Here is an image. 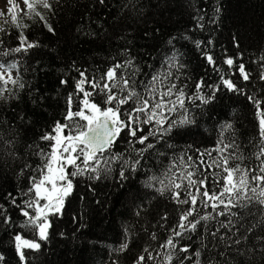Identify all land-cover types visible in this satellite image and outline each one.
Listing matches in <instances>:
<instances>
[{
  "label": "trees",
  "instance_id": "16d2710c",
  "mask_svg": "<svg viewBox=\"0 0 264 264\" xmlns=\"http://www.w3.org/2000/svg\"><path fill=\"white\" fill-rule=\"evenodd\" d=\"M48 2L51 10L40 5L35 9L44 20L27 9L16 17L15 22L0 24V70L5 71L11 64H16L10 71L15 75L11 78L18 80L16 85L11 79L7 85L0 82V91L9 90L4 92L5 99L0 100V203L12 213L14 221L11 225L0 224V256L4 257L0 264H22L13 240L17 233L41 244L39 251L25 250L27 259L23 264H113V261L135 264L147 245L156 256L148 264H164L165 250L159 245L170 235V228L178 219L176 206L166 196H159L155 191L159 185L150 180L152 176L161 175L163 166L168 163L164 157L145 153L137 171L126 172L128 179L123 181L119 179V162H111L112 171L106 176L101 173L99 180H89L87 175L77 177L62 214L49 217L52 227L47 241L39 240L33 230L20 227L26 218L11 208L4 197L7 193L17 195L20 189L27 187V177L32 169L19 174L24 162L35 168L40 157L34 153L48 150L47 142L41 141L40 137L51 132L57 121L66 122L63 119L66 99L80 78L77 69L86 70L89 77H99L111 65L129 58L141 70L138 81L151 78L155 72L163 74L171 70L180 77L176 83L188 85L189 95L193 93L194 84L203 80L202 93L206 97L212 92L209 85H220L208 104L199 108L187 105L194 113L196 124L179 129L181 135L171 141L176 144V152L188 149L190 145V153L196 148L201 151L211 149L220 126L225 123L232 125V129L224 133L225 137L234 135L245 156L257 151L258 120L256 108L248 96L260 100L264 109V79H261V73H264V0ZM198 23L203 28L197 27ZM48 26L54 31L50 32ZM20 33L36 47L26 52L12 51L16 47H26L19 43ZM234 37L238 39L239 48L234 46ZM196 41H200L199 48ZM206 54L213 56L220 72L208 64ZM174 55L175 66L170 69L168 60ZM227 58L234 59L236 64L243 63L250 80L243 81L236 67L229 68L224 64ZM221 75L231 79L243 92L223 88ZM62 80L68 83L62 84ZM19 83L24 87L20 88ZM96 99L99 101L100 97ZM78 100L73 105L74 110ZM173 118L179 120L180 116ZM156 147L172 152L163 142ZM127 148V143L121 141L113 151L124 152L126 159L136 158L135 153L125 151ZM9 153H15L16 158ZM161 160L163 165L158 163ZM255 163L254 159L245 160V164ZM149 183L154 187H146ZM137 210H140L139 216ZM164 214L168 216L167 221L161 220ZM260 219L261 213L257 211L256 220ZM262 229L264 224L249 235L246 243L233 249L220 246L211 253L202 249L201 264H205L209 254L216 256L219 264H264V241L255 239L264 235ZM153 232L157 235L156 240L150 239ZM200 236L201 233L192 234L191 239L181 240L180 244L190 245L191 253L200 248ZM125 241L128 249L117 251ZM204 243L208 244L207 238ZM236 248L245 249L244 255H238ZM219 252L224 255H218ZM143 254L147 256V253Z\"/></svg>",
  "mask_w": 264,
  "mask_h": 264
},
{
  "label": "snow or ice",
  "instance_id": "6c2138e0",
  "mask_svg": "<svg viewBox=\"0 0 264 264\" xmlns=\"http://www.w3.org/2000/svg\"><path fill=\"white\" fill-rule=\"evenodd\" d=\"M23 2L29 13L35 12L41 20L44 17L35 11L36 6L51 10L48 0ZM99 2L103 4L104 0ZM8 3L12 5L8 9L11 13L12 8L17 6L12 4V0H8ZM12 18L15 22V15ZM198 19L202 20L203 17ZM197 27L203 28V25L198 23ZM48 30L54 31L51 26H48ZM18 39L20 45L26 47L12 49L16 53L36 47L23 33L19 34ZM195 43L199 48L200 41ZM234 46L239 48L235 37ZM206 60L216 71H221L216 67L212 55L206 54ZM175 61V55L169 58L170 69L175 66ZM224 64L229 68L236 67L243 81L250 80V74L243 63L236 64L234 59L227 58ZM15 68L16 64H11L0 73V82L7 85L11 79V83L16 85L18 80L11 78L10 71ZM77 71L80 78L75 81L74 91L66 99L67 108L63 118L66 122L57 121L51 132L40 137L41 141L47 142L48 150L41 149L34 153L40 157L35 168L27 161L24 162L19 174L23 175L32 169L27 177V187L20 189L17 195L7 193L4 197L11 208L26 218L20 227L33 230L39 240L47 241L48 231L52 227L49 217L62 214L66 199L74 191L73 181L77 177L87 175L89 180H99L101 173L106 176L112 171L111 162H119V179L126 180V172H136L141 160L145 159L144 154L149 152L168 160L161 175L152 176L150 180L156 181L159 185L155 187L156 193L161 197L166 196L176 206L178 213L176 223L170 228V235L159 245V248L165 250L164 264H173L174 261L175 264H185V261L188 264H201L202 249H208L209 253L220 246L233 249L234 246L246 243L249 235L264 224V109L261 108L260 100L248 96L256 108L255 116L258 120L257 151L249 156L241 151L234 135L225 137L224 133L232 129L230 123L220 126L215 146L211 149L201 151L196 148L190 153V145L188 149L176 152V144L171 141L181 135L179 129L196 124L194 113H191L187 105L199 108L208 104L220 85H209L212 92L206 97L202 93L205 86L203 80L194 84L193 93L189 95L186 91L188 85L176 83L180 77L171 70L163 74L155 72L151 78L138 81L137 75L141 70L134 65L132 58L111 65L99 77H89L86 70ZM261 79H264V73H261ZM61 83L67 84L68 81L62 80ZM221 84L231 92H243L242 88L237 87L231 79H224L223 75ZM19 87L23 88L24 84L19 83ZM8 91L7 88L0 91V100L5 99L4 92ZM96 97H100V100L97 101ZM77 98L79 100L74 110ZM174 115H179V120L174 119ZM121 141L128 145L125 151L135 153L136 158L126 159L124 152L113 151ZM161 142L172 150L171 154L156 147ZM9 155L16 158L15 153ZM252 159L256 161L255 164H245V160ZM158 163L163 165L162 160ZM146 187L152 188L154 185L149 183ZM257 211L261 213L260 220H256ZM136 215H140V210H137ZM167 219V214L161 216V220ZM13 223L12 213L0 203V224ZM196 233H201L200 248L190 253V245L181 246L180 241L191 239V235ZM205 238L208 244L204 243ZM150 239H157L155 232L150 234ZM255 239L258 242L264 241V235L256 236ZM13 240L22 264L27 259L26 249L39 251L41 248L36 240H29L19 233L14 235ZM150 247L147 245L143 248L135 264H148L156 259L149 251ZM127 249L128 243L125 241L117 251L124 252ZM235 251L242 256L245 249L236 248ZM143 253H147V256ZM218 255L224 253L219 252ZM3 259L0 256V261ZM113 264L116 262L113 261ZM205 264H219V261L216 256L209 254Z\"/></svg>",
  "mask_w": 264,
  "mask_h": 264
},
{
  "label": "rangeland",
  "instance_id": "374dc122",
  "mask_svg": "<svg viewBox=\"0 0 264 264\" xmlns=\"http://www.w3.org/2000/svg\"><path fill=\"white\" fill-rule=\"evenodd\" d=\"M12 4L16 5L17 7H13L12 12L9 13L8 9L12 7V5L8 3V0H0V24L2 22L12 21L13 15H15V17L21 16L27 10V7L24 5L23 0H12ZM0 71H1L0 73L4 72L3 70ZM11 75L12 77L15 76L14 73H11Z\"/></svg>",
  "mask_w": 264,
  "mask_h": 264
}]
</instances>
